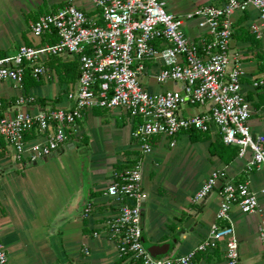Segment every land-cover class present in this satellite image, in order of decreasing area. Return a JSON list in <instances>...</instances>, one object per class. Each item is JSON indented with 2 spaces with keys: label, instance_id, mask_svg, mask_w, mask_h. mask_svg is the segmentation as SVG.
Wrapping results in <instances>:
<instances>
[{
  "label": "built area",
  "instance_id": "obj_1",
  "mask_svg": "<svg viewBox=\"0 0 264 264\" xmlns=\"http://www.w3.org/2000/svg\"><path fill=\"white\" fill-rule=\"evenodd\" d=\"M92 1L93 13L71 0L30 25L32 36L55 35V43L24 44L14 54L0 57V82L14 85H22L27 70L40 82L50 80L52 74L44 62L52 57L68 54L79 62L78 81L65 93V108L27 112L21 107L35 99L22 96L15 102L17 111L8 115L0 102V147L9 146L17 159L25 157L30 163L44 160L69 140L86 111L121 109L132 125L134 154L111 170L106 194L116 212L105 223L106 235L133 264H192L196 253L213 252L221 244L225 264H239V241L230 209L236 205L245 214L259 210L264 186L256 191L248 178L237 182L213 170L192 201L205 198L222 180L217 219L227 224H213L209 236L187 255L153 258L141 241L146 199L143 158L152 152L156 139L165 138L174 147L181 133L195 130L238 147L240 157L249 151L251 157L243 170L246 177L264 167V136L253 135L248 126L251 112L242 89L243 71L230 53L234 19L250 9L257 11V17L249 33L264 50V0H208L186 17L167 12L165 0ZM192 20L199 31L193 39L185 33V25ZM150 64L158 67V84L174 82L178 88L149 91L143 78ZM252 85L264 91V74ZM186 106L204 110L183 117L179 112ZM29 133L42 140L28 145ZM260 238L264 242V227ZM0 264H11L1 241Z\"/></svg>",
  "mask_w": 264,
  "mask_h": 264
},
{
  "label": "crops",
  "instance_id": "obj_2",
  "mask_svg": "<svg viewBox=\"0 0 264 264\" xmlns=\"http://www.w3.org/2000/svg\"><path fill=\"white\" fill-rule=\"evenodd\" d=\"M71 0H0V57L14 54L21 45L55 43V35L38 39L31 35L30 25L41 15L56 10ZM82 10L93 13L92 0H73ZM166 10L178 17L194 14L208 0H165ZM257 11L235 17L230 53L237 57L243 71L242 89L246 95L250 117L248 126L253 135L264 136L263 90L252 82L264 74V50L249 33ZM195 21L185 25L189 38L198 35ZM53 58V57H52ZM60 62L74 56H56ZM51 59V58H50ZM50 59L44 62L52 74L48 81L26 92L22 85L0 82V102L3 112L13 115L16 100L32 96V104L21 107L31 113L65 108L70 84L60 85L54 76ZM158 67L148 65L144 82L151 92L173 90L178 84H158ZM202 107H181L183 117L202 112ZM26 135L28 145L36 141ZM215 139L192 142L188 133H181L176 145L168 140H155L153 150L143 158L142 188L146 199L141 211V241L145 246L172 242L169 255L184 256L207 238L218 221L221 207L222 180L202 200L192 201L213 170L225 178L237 181L251 154L237 156L225 164L209 154ZM74 144V146H72ZM47 161L33 165L25 157L17 159L14 151L0 147V241L11 264H133L129 255L120 253L116 242L105 232V223L116 209L106 194L111 170L128 155L134 154L132 125L121 109L93 108L72 129L69 140ZM38 162V161H37ZM246 176V175H245ZM250 187L259 191L264 186V167L248 177ZM235 235L239 241V264H264V242L260 229L264 227V198L259 210L245 214L236 205L230 209ZM192 222L186 227V223ZM97 234L95 236L94 234ZM85 250L88 251L86 254ZM224 245L213 252L196 253L192 264H225Z\"/></svg>",
  "mask_w": 264,
  "mask_h": 264
},
{
  "label": "trees",
  "instance_id": "obj_3",
  "mask_svg": "<svg viewBox=\"0 0 264 264\" xmlns=\"http://www.w3.org/2000/svg\"><path fill=\"white\" fill-rule=\"evenodd\" d=\"M252 40H254V37ZM50 64L53 67L54 76L60 85L70 84V87L75 88L79 77V62L77 57L74 56L73 60L69 62H60L57 58L53 57L50 59ZM40 84L41 82L33 78L27 70L22 82V86L26 92L29 91L30 88L39 86ZM262 96L264 103V93ZM186 133H188L192 142L207 141L210 139L209 133L197 132L195 130H189ZM209 154L211 156H218L225 164H229L238 156V147L224 145L223 142L217 138L214 142H211L209 146ZM245 178L246 176L243 175L237 180V182L243 181Z\"/></svg>",
  "mask_w": 264,
  "mask_h": 264
},
{
  "label": "water",
  "instance_id": "obj_4",
  "mask_svg": "<svg viewBox=\"0 0 264 264\" xmlns=\"http://www.w3.org/2000/svg\"><path fill=\"white\" fill-rule=\"evenodd\" d=\"M74 146V144H72ZM55 156V154H51L48 158L44 159L43 161H47L49 159H52ZM42 161L34 162L32 163L33 165H36L38 163H41ZM144 205V204H143ZM192 222V219H190L186 223V227ZM145 249L148 251V253L153 257V258H166L169 256L171 249H172V242H167L163 243L160 245H147L145 246Z\"/></svg>",
  "mask_w": 264,
  "mask_h": 264
}]
</instances>
